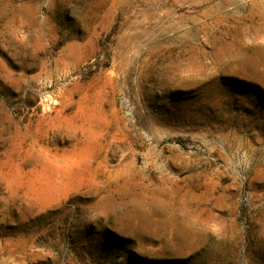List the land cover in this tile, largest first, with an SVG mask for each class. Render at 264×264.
I'll return each instance as SVG.
<instances>
[{
	"label": "rangeland",
	"instance_id": "rangeland-1",
	"mask_svg": "<svg viewBox=\"0 0 264 264\" xmlns=\"http://www.w3.org/2000/svg\"><path fill=\"white\" fill-rule=\"evenodd\" d=\"M0 264H264V0H0Z\"/></svg>",
	"mask_w": 264,
	"mask_h": 264
},
{
	"label": "trees",
	"instance_id": "trees-1",
	"mask_svg": "<svg viewBox=\"0 0 264 264\" xmlns=\"http://www.w3.org/2000/svg\"><path fill=\"white\" fill-rule=\"evenodd\" d=\"M177 142H178V143H182V141H181V140H177Z\"/></svg>",
	"mask_w": 264,
	"mask_h": 264
},
{
	"label": "built area",
	"instance_id": "built-area-1",
	"mask_svg": "<svg viewBox=\"0 0 264 264\" xmlns=\"http://www.w3.org/2000/svg\"><path fill=\"white\" fill-rule=\"evenodd\" d=\"M47 100V98H44V101H46Z\"/></svg>",
	"mask_w": 264,
	"mask_h": 264
}]
</instances>
